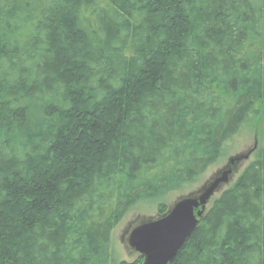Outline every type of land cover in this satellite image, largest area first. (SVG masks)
Here are the masks:
<instances>
[{
	"label": "trees",
	"instance_id": "obj_1",
	"mask_svg": "<svg viewBox=\"0 0 264 264\" xmlns=\"http://www.w3.org/2000/svg\"><path fill=\"white\" fill-rule=\"evenodd\" d=\"M256 1L0 0V264H142L114 228L264 106ZM170 264H264V148Z\"/></svg>",
	"mask_w": 264,
	"mask_h": 264
},
{
	"label": "rangeland",
	"instance_id": "obj_2",
	"mask_svg": "<svg viewBox=\"0 0 264 264\" xmlns=\"http://www.w3.org/2000/svg\"><path fill=\"white\" fill-rule=\"evenodd\" d=\"M261 148H264V106L259 109L256 116L250 118L238 135L224 146L222 156L219 160L209 167L207 171L198 178L196 183L169 193L160 199H156L154 202L139 204L122 219L111 234L113 261L115 263L119 261L127 262L139 257L137 253L128 247V236L135 227L160 219L161 217L157 213V207L160 204L165 207L167 214L180 199L199 195L210 182L229 168L230 160L247 155V159L238 161L234 164L228 183L220 186L208 202V207L213 199L233 183L242 169L253 161L257 151ZM207 207L205 209H207Z\"/></svg>",
	"mask_w": 264,
	"mask_h": 264
},
{
	"label": "water",
	"instance_id": "obj_3",
	"mask_svg": "<svg viewBox=\"0 0 264 264\" xmlns=\"http://www.w3.org/2000/svg\"><path fill=\"white\" fill-rule=\"evenodd\" d=\"M247 155L229 161V168L210 182L195 197L180 199L160 219L135 227L127 239L128 247L142 258V264H170L198 226L207 203L227 184L235 163Z\"/></svg>",
	"mask_w": 264,
	"mask_h": 264
}]
</instances>
